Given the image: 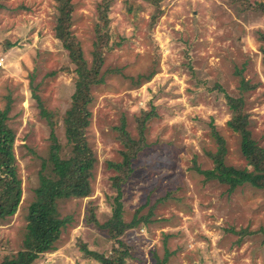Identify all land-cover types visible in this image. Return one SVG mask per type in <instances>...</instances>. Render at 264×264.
I'll list each match as a JSON object with an SVG mask.
<instances>
[{"label": "rangeland", "instance_id": "374dc122", "mask_svg": "<svg viewBox=\"0 0 264 264\" xmlns=\"http://www.w3.org/2000/svg\"><path fill=\"white\" fill-rule=\"evenodd\" d=\"M100 1L72 0L70 29L88 66ZM258 1L110 2L103 81L90 86L86 105L91 116L85 135L96 159L91 193L58 201L60 217L70 222L54 249L33 264H100L83 245L113 252L117 242L102 226L116 194L108 161L121 160L119 126L138 138L145 111H152L143 122L146 145L121 185V200L125 221L136 214L147 222L119 237L128 251L123 264H159L166 253L164 264H264V192L251 186L228 192L227 185L197 171L212 167L207 153L216 150L213 131L225 139V162L247 166L238 135L226 125L231 116L226 94L240 95L241 78L249 87L241 95L250 129L264 147V12L255 8ZM55 5L0 0V108L8 106L22 189L16 212L0 221V260L23 249L28 207L43 163L49 162L51 132L60 155L70 153L63 118L77 74L55 35ZM91 213L98 223L88 221Z\"/></svg>", "mask_w": 264, "mask_h": 264}, {"label": "trees", "instance_id": "16d2710c", "mask_svg": "<svg viewBox=\"0 0 264 264\" xmlns=\"http://www.w3.org/2000/svg\"><path fill=\"white\" fill-rule=\"evenodd\" d=\"M53 1L57 9L55 35L62 47L67 50L77 74L74 91L71 95V105L63 118L65 137L70 153L66 157L60 155V143L51 132L49 162L43 163V170L39 172L38 185L35 188V200L28 207L23 249L12 257L3 258L0 260V264H33L41 253L54 249V244L62 229L70 222L69 217H60L58 201L67 198H83L91 193L90 179L96 159L85 135L91 116V111L86 105L91 100L90 86L103 81V76L99 75L102 49L107 45V33L103 29L108 22L106 13L112 0H101L97 5L101 22L96 25L98 37L94 42L93 61L90 66L83 57V52L70 29L72 0ZM255 8L264 12V0L258 1ZM262 39H264V35ZM262 52L264 55V47ZM248 88L247 81L241 78L238 87L240 95L235 97L226 94L227 105L231 110V116L226 125L238 135L240 152L246 160L247 166L239 168L225 162L227 154L225 139L217 131H213L216 150L207 153L212 161V167L197 168V171L206 180L214 179L227 185L228 192H232L240 186H251L264 192V147L252 135L251 119L249 113L244 109V100L241 95ZM41 112L49 114L44 107L41 108ZM7 113L8 106L4 109L0 108V221L16 212L22 196L21 180L16 172L13 150L15 134L7 124ZM151 115L152 111H145L139 117L141 124L138 138L130 136L123 124L118 128L124 148L120 151V161H108V166L115 171L112 176V185L116 194L111 202V216L102 225L116 240L117 246L113 247V252L110 255H105L87 249L83 245V250L88 254H93L100 264H123L128 251L119 237L127 229L138 226L147 219L139 218L136 214L130 221L123 219L121 185L133 172V160L146 145L143 122ZM123 122L124 120H122ZM47 163H50L49 166L46 165ZM87 218L90 222L98 223L94 213H91ZM167 258L168 254L166 253L162 259H159V264H164Z\"/></svg>", "mask_w": 264, "mask_h": 264}, {"label": "built area", "instance_id": "2783aa9c", "mask_svg": "<svg viewBox=\"0 0 264 264\" xmlns=\"http://www.w3.org/2000/svg\"><path fill=\"white\" fill-rule=\"evenodd\" d=\"M3 57H0V66H2Z\"/></svg>", "mask_w": 264, "mask_h": 264}]
</instances>
